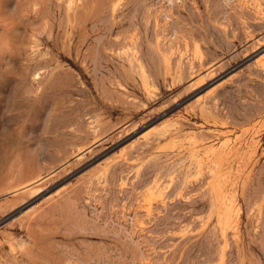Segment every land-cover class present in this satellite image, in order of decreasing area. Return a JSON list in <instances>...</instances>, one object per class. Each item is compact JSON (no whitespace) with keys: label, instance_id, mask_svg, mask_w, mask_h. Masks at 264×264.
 I'll return each mask as SVG.
<instances>
[{"label":"rangeland","instance_id":"rangeland-1","mask_svg":"<svg viewBox=\"0 0 264 264\" xmlns=\"http://www.w3.org/2000/svg\"><path fill=\"white\" fill-rule=\"evenodd\" d=\"M0 264H264V0H0Z\"/></svg>","mask_w":264,"mask_h":264},{"label":"bare ground","instance_id":"bare-ground-1","mask_svg":"<svg viewBox=\"0 0 264 264\" xmlns=\"http://www.w3.org/2000/svg\"><path fill=\"white\" fill-rule=\"evenodd\" d=\"M36 6V5H35ZM70 12H72V10L70 11ZM34 47V46H33ZM34 50V49H33ZM35 52V51H34ZM40 54V53H39ZM36 55V54H35ZM38 55V54H37ZM44 58V57H43ZM40 59V58H39ZM35 60V59H34ZM39 71V70H38ZM37 73V72H36ZM230 138H232V137H230ZM230 144V143H229ZM228 144V145H229ZM219 145V144H218ZM226 145V144H225ZM212 147V146H211ZM217 147V146H216ZM218 148V147H217ZM209 149V148H208ZM218 150V149H217ZM148 203V202H147Z\"/></svg>","mask_w":264,"mask_h":264}]
</instances>
